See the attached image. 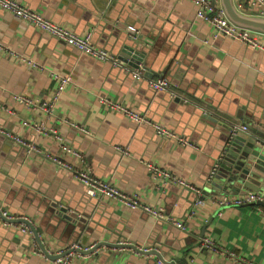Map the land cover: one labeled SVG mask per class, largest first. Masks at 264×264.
Wrapping results in <instances>:
<instances>
[{"label":"crops","instance_id":"obj_1","mask_svg":"<svg viewBox=\"0 0 264 264\" xmlns=\"http://www.w3.org/2000/svg\"><path fill=\"white\" fill-rule=\"evenodd\" d=\"M21 1L76 33L91 30L93 43L118 56L121 65L84 54L0 8V126L75 163V157L63 153L57 138L25 121L38 122L47 131L56 129L66 143L85 155L94 174L128 193L139 192L144 202L162 206L183 220L186 229L155 221L139 208L88 196L70 171L2 135L0 204L31 221L50 251L74 243L127 241L155 248L169 262L243 264L221 251L200 247L201 239L210 237L216 245L264 264V206L220 207L209 198L251 191L243 187L216 192L210 189L209 178L230 123H241L232 117L239 114L242 121L257 117L264 122V50L222 35L213 37L212 26L197 17L191 0ZM234 2L241 11L253 14L244 0ZM216 3L222 5L221 0ZM127 43L141 45L136 47L146 52L142 64L153 70V77L121 60ZM30 60L37 65L29 64ZM137 69L144 72L141 79L133 77ZM53 72L70 74L73 80L49 107L56 86ZM162 74L184 97L176 99L149 85L150 79ZM17 94L31 96L38 106L15 101ZM102 96L128 105L152 122L166 124L191 144L157 135L151 124L137 123L106 107ZM148 162L191 181L201 193L156 179ZM197 198L204 204L194 207ZM60 206L68 209L70 221L56 214ZM37 248L41 250L32 234L0 220V264H56ZM159 259L128 247L102 245L76 255L71 264H161Z\"/></svg>","mask_w":264,"mask_h":264},{"label":"built area","instance_id":"obj_2","mask_svg":"<svg viewBox=\"0 0 264 264\" xmlns=\"http://www.w3.org/2000/svg\"><path fill=\"white\" fill-rule=\"evenodd\" d=\"M196 6L197 17L209 23L213 28V37L222 35L229 37L231 39L240 41L252 47L254 49L264 50V33L238 26L232 22L227 14L225 13L221 5H217L216 0H191ZM249 7L253 8V14L264 17V0H244ZM0 8L10 11L16 17L27 21L32 24L34 27L49 33L50 35L62 40L67 45L79 50L80 52L90 55L100 61H109L113 62L115 65H121V61L118 56L110 52L109 50L99 47L93 43L92 40V31L89 30L86 33H76L68 26H65L60 23H56L51 19L44 16L43 13L31 9L27 4L21 0H0ZM31 65H37L33 60L28 61ZM144 76V72L141 69L133 71V77L136 79H141ZM53 78L56 80V86L54 88L49 107H52L59 99L60 96L64 93L67 86L73 80L70 74L53 72ZM149 85L157 91H165L170 93L174 97H184L175 90V84H173L166 77L152 78L149 80ZM15 101L27 106V107H37V101L26 94H17L13 95ZM100 101L109 109L113 111H119L123 113L128 119H131L137 123L151 124L157 135L164 138L172 139L179 144L188 145L191 144V141L175 131H173L169 126L160 122H152L146 115L141 112L135 111L128 105H125L121 102L111 100L104 96L100 97ZM0 106H3L0 101ZM42 106V105H40ZM45 110L49 111L47 104L42 106ZM52 113V110H51ZM26 125L32 126L38 131L44 132L46 134H52L57 140L61 142V150L63 153H69L75 157L76 162L72 163L63 158L62 155H54L49 151L43 150L41 147L36 145L34 142L25 139L22 135L16 134L13 131L7 130L4 127L0 126V135L6 137L7 139L12 140L14 143L25 147L29 152H34L41 157L49 158L61 168L70 171L77 180H79L88 196L99 198V199H111L117 201L121 205L127 206L129 208H139L144 212L148 213L155 221H160L168 225H173L178 229L185 230V222L175 216H172L166 212V209L162 206L151 205L144 202L139 192L128 193L119 187L116 183L112 182L109 179L102 178L94 174L90 165L86 162L85 155L76 149L74 146L66 143L64 139L59 135L56 129H51L47 131L45 126L42 124L31 123L25 121ZM71 126L76 127L81 132L91 134V131L79 124L69 122ZM232 130L242 129L247 130V127L244 124H232ZM124 154H129L128 149H121ZM120 151V150H119ZM147 168L151 172L152 176L156 179H163L165 182H172L181 186L182 188L195 191L197 194L201 193V190L196 187L191 181L183 178L180 175L172 173L169 169L157 165L153 162L147 163ZM211 201L218 204L220 207L226 205L239 206L247 203H257L258 201H264V192L259 191H249L245 194L238 196H218L215 194L209 195ZM204 204L202 198H197L194 202V207H199ZM261 206V205H258ZM22 218V216H16L0 204V220L4 224L10 225L14 224L24 233H30L35 238V235L29 224L25 222H13V219ZM25 218V217H23ZM36 239V238H35ZM99 242V241H98ZM98 242H95L89 246H84L79 243L71 244L67 247H63L57 251L47 250V253L50 255H62L56 258L54 261L56 264H71L73 258L76 255L83 254L82 251H87ZM200 247L209 248L215 251H221L226 256L231 259H237L243 264H260L251 259H248L239 253L225 249L215 244V242L210 237H203L201 239ZM40 255L49 258L48 254L42 249H36ZM50 259V258H49ZM159 263L164 264L166 262L159 259ZM167 264V263H166ZM168 264H181L178 261L172 260L168 261Z\"/></svg>","mask_w":264,"mask_h":264},{"label":"water","instance_id":"obj_3","mask_svg":"<svg viewBox=\"0 0 264 264\" xmlns=\"http://www.w3.org/2000/svg\"><path fill=\"white\" fill-rule=\"evenodd\" d=\"M221 6L229 19L238 26L254 29L264 33V17L247 14L236 6L234 0H221ZM130 40L132 36L129 37ZM136 43V42H135ZM137 46L138 43L136 44ZM135 44H125L123 54L120 55L121 60L128 62L135 68L142 67L145 70V75L153 77V70L146 64H142L146 52L139 50ZM164 77L163 74L161 78ZM176 99L180 98L175 97ZM254 116V115H251ZM232 117V116H231ZM236 119V122H241L247 127V130L237 129L232 130V124L228 128L227 136L225 138L220 157L213 168V172L209 178V187L211 190L218 191L221 189L236 190L243 187L251 189V191L264 192V122L257 121V117L252 120L242 121V116L237 115L232 117ZM251 118V117H249ZM257 205L264 206V201H258ZM56 214L59 215L63 221H70L71 216L68 214L66 207H59ZM13 222H25L30 225L35 238L38 241L40 248L47 253L45 246L43 245L38 231L31 221L27 218L13 219ZM102 245L115 248H132L143 254H155L162 261L168 263L165 260L163 254L155 248H143L131 242H110L99 241L95 246L82 253H90L95 251ZM48 254V253H47ZM50 259L55 260L62 255H50Z\"/></svg>","mask_w":264,"mask_h":264}]
</instances>
